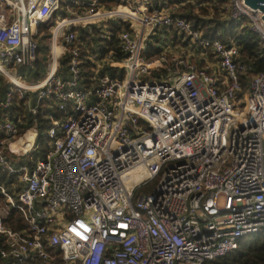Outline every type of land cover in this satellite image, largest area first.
<instances>
[{
	"label": "built area",
	"instance_id": "1",
	"mask_svg": "<svg viewBox=\"0 0 264 264\" xmlns=\"http://www.w3.org/2000/svg\"><path fill=\"white\" fill-rule=\"evenodd\" d=\"M116 1L69 0L53 22L60 0H0V113L17 95L23 116L45 100L50 119L48 151L37 157L36 129L19 132L0 114V259L9 264H53L57 253L60 264H203L264 229V71L238 95L248 65L233 41L202 36L176 2ZM223 8L264 47L258 8L241 0ZM91 19L100 27L77 26ZM109 20L128 23L118 34L121 60L98 56ZM158 31L162 50L145 60ZM43 36L45 73L28 79L20 69L32 68ZM169 40L192 44L199 64L169 58ZM82 47L94 64L89 89ZM104 65L123 77L100 72ZM159 175L152 192L138 194ZM12 209L19 229L4 222Z\"/></svg>",
	"mask_w": 264,
	"mask_h": 264
},
{
	"label": "trees",
	"instance_id": "2",
	"mask_svg": "<svg viewBox=\"0 0 264 264\" xmlns=\"http://www.w3.org/2000/svg\"><path fill=\"white\" fill-rule=\"evenodd\" d=\"M157 2L159 0H152ZM162 2H176L179 4L177 9L178 14L185 18L193 29L201 32L202 36L209 39H218L227 44L233 41L238 48V57L248 65V69L238 77L240 84L241 95L247 88L249 78L252 74L264 71V47L256 38L255 34L248 28L246 23L240 20H232L227 17L223 8L225 0H160ZM103 4L107 7L117 4L116 0H102ZM69 0H60L59 8L53 13L52 21L58 16H64L65 9L70 5ZM181 3V4H180ZM72 6V5H71ZM128 28L127 22H114L109 20L106 23V31L109 38H105L100 47L98 56L104 57L108 52H112V56L116 60L124 58V53L118 46V34L122 29ZM83 30V29H81ZM93 36H98V31L93 30ZM161 31L151 37L153 40L147 42L145 49L142 51L141 56L145 60H150L159 55L162 48L155 45L160 41ZM165 33L170 35L169 31ZM83 39L87 40L88 36L85 35ZM48 40L46 36L39 38V45L37 50V57L34 65L30 68L28 77L32 79H40L45 73V66L47 64L46 48ZM106 47V48H105ZM80 54V78L81 84L86 88H92L95 80L92 79L94 72V64L86 56L85 47L81 48ZM100 72H107L112 77L122 78L124 71L122 68H109L104 65ZM27 77V78H28ZM5 88V87H4ZM3 90V87L1 88ZM48 103L45 100L40 102L37 114L34 116H23L24 106L23 102L18 99L17 95L13 96V100L9 108L2 111L1 115H8L17 122L19 132L27 128H35L37 131V147L35 154L37 157H44L48 151V138L46 132L49 127L50 119L48 117ZM55 117H61L62 113L54 112ZM20 120L21 122H19ZM1 137V134H0ZM7 175L0 171V183H7ZM5 224L19 229L24 226L19 213L12 209L5 219ZM3 239L0 236V245ZM0 264H9V262L0 259ZM53 264H60L59 254L53 261ZM203 264H264V229L249 235L242 236L237 243L235 249L225 254L222 257L206 260Z\"/></svg>",
	"mask_w": 264,
	"mask_h": 264
},
{
	"label": "rangeland",
	"instance_id": "3",
	"mask_svg": "<svg viewBox=\"0 0 264 264\" xmlns=\"http://www.w3.org/2000/svg\"><path fill=\"white\" fill-rule=\"evenodd\" d=\"M66 11V9L64 10ZM152 35V33L149 35L148 39L150 38L151 40H153L152 37H150ZM170 36H171V33H170ZM173 36H171L170 38H172ZM155 45H158L160 46L158 43H155ZM192 47V44H188L185 46V49L184 48H179L177 47L176 45H172L170 43V40L167 41V45L165 47V50H164V53L167 54V56L170 58L171 56H180L182 58H187L188 60L194 62L195 64H199V62H196L195 61V58H194V54L199 56L198 53L191 49L190 51V48ZM192 53V54H190ZM197 53V54H196ZM172 69V67H170ZM9 71H11L10 69H8ZM30 68L28 67H25V68H22L20 69V75L24 76V77H28L29 74H30ZM157 74V73H156ZM159 75V74H157ZM144 79H147L148 77H143ZM28 79H30V77H28ZM159 178H160V175L155 177L154 179H152L150 182H148L145 186L141 187L139 190H138V194H141V193H147V192H152L156 185L158 184L159 182Z\"/></svg>",
	"mask_w": 264,
	"mask_h": 264
},
{
	"label": "water",
	"instance_id": "4",
	"mask_svg": "<svg viewBox=\"0 0 264 264\" xmlns=\"http://www.w3.org/2000/svg\"><path fill=\"white\" fill-rule=\"evenodd\" d=\"M244 7L250 10H258V17L264 25V0H241Z\"/></svg>",
	"mask_w": 264,
	"mask_h": 264
},
{
	"label": "bare ground",
	"instance_id": "5",
	"mask_svg": "<svg viewBox=\"0 0 264 264\" xmlns=\"http://www.w3.org/2000/svg\"><path fill=\"white\" fill-rule=\"evenodd\" d=\"M89 24H92L93 26H98V27H100L101 22L98 21V20H93V19H91V20H87V21H83V22H82V21H79L78 24H77V26H78L80 29L86 30V29H87L86 26L89 25Z\"/></svg>",
	"mask_w": 264,
	"mask_h": 264
},
{
	"label": "crops",
	"instance_id": "6",
	"mask_svg": "<svg viewBox=\"0 0 264 264\" xmlns=\"http://www.w3.org/2000/svg\"><path fill=\"white\" fill-rule=\"evenodd\" d=\"M208 60H210V56H207V58L205 60H203V62H208Z\"/></svg>",
	"mask_w": 264,
	"mask_h": 264
}]
</instances>
